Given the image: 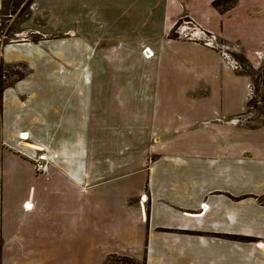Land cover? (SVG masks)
<instances>
[{
    "label": "crops",
    "instance_id": "obj_1",
    "mask_svg": "<svg viewBox=\"0 0 264 264\" xmlns=\"http://www.w3.org/2000/svg\"><path fill=\"white\" fill-rule=\"evenodd\" d=\"M215 1L33 0L0 42L28 71L2 93L0 264H264V126L241 120L251 78L215 45L171 37L188 19L259 69L264 0ZM60 41L98 50L82 88L60 87Z\"/></svg>",
    "mask_w": 264,
    "mask_h": 264
},
{
    "label": "rangeland",
    "instance_id": "obj_2",
    "mask_svg": "<svg viewBox=\"0 0 264 264\" xmlns=\"http://www.w3.org/2000/svg\"><path fill=\"white\" fill-rule=\"evenodd\" d=\"M230 4V3H228ZM30 14V6L27 4V0H4V7L0 14V42L5 44L11 41V39H15V33L20 30V26L22 22L27 19ZM43 19L39 18V23H42ZM190 20L183 19L181 23L175 28L173 35L179 36L178 30L184 24H190V26L194 27L193 24L188 23ZM208 35V34H207ZM210 36V35H208ZM208 36L202 35V41H199L202 44L204 41H207ZM42 38L39 35V39ZM55 40H61L64 38L62 35H56L52 37ZM32 41H36L37 37L29 38ZM178 39H187L186 37L179 36ZM215 48L220 51H228L234 52L232 49L226 44L221 43L219 40L214 41ZM50 51V50H48ZM53 53L55 57L59 59L60 65V87L61 88H82L81 82L78 74L84 73V66L82 65L83 57L85 55H98V50H87L84 49H69L65 42L60 41L57 46L53 49ZM97 52V53H96ZM144 55V50H143ZM145 56V55H144ZM68 57H72L75 60L74 64H67ZM242 69V67H241ZM238 71H243V70ZM28 71L24 66H11L0 68V88L1 85L4 87H10L14 83H16L22 75H25ZM72 75L74 76V80H71ZM79 76V77H78ZM24 77V76H23ZM253 85L251 87L254 90V101L257 106L256 109H252L251 113H248L246 116L241 118L243 123H246L251 126H264V71L254 75ZM237 121V120H235ZM140 202L141 199H140ZM61 261L59 264H67V257H60ZM134 260L131 257L124 256H111L107 260L106 264H133ZM69 264V263H68Z\"/></svg>",
    "mask_w": 264,
    "mask_h": 264
},
{
    "label": "built area",
    "instance_id": "obj_3",
    "mask_svg": "<svg viewBox=\"0 0 264 264\" xmlns=\"http://www.w3.org/2000/svg\"><path fill=\"white\" fill-rule=\"evenodd\" d=\"M190 23V22H188ZM194 26V25H193ZM179 36H184L189 40H199L202 41V35H206L204 32H202L201 30H199L196 26L192 27L190 26V24H184L182 25L179 30H178ZM198 41V42H199ZM214 41L215 38L212 37L211 35L208 36L207 41H204L203 44L208 45V46H214ZM147 51L149 52V54H147ZM223 59H224V63L225 65L235 71H238L241 69V64L238 60H236L231 53H229L228 51H223ZM144 55L146 58H150L152 57L154 54L152 51H150L148 48H146L144 50ZM249 100L252 99L254 97V90L253 88L249 87V94H248ZM25 133H21L19 135L20 141H26L28 138H24ZM28 135V134H27ZM38 151V154L36 156H34L31 160L33 161V165L35 168V171L39 174V173H44L47 172L49 169V157L47 156V154L45 152L42 151ZM41 152V153H39ZM143 200V197L141 198V201ZM24 208L26 210H29V208L27 207V202L24 204Z\"/></svg>",
    "mask_w": 264,
    "mask_h": 264
},
{
    "label": "trees",
    "instance_id": "obj_4",
    "mask_svg": "<svg viewBox=\"0 0 264 264\" xmlns=\"http://www.w3.org/2000/svg\"><path fill=\"white\" fill-rule=\"evenodd\" d=\"M32 2H33V0H27V4H28L29 6H31ZM228 3H230V4H228ZM235 3H236V0H216L213 4H214V6H215L216 8H220L222 5H223L224 7H230V6L234 5ZM180 23H181V21H179V22L175 25V27L173 28V30H172V32H171V37H172V38H175V39H178V38H179V36H177V35H173V32L175 31V28H176ZM208 35H209V34H208ZM8 43H9V42H8ZM8 43H5V44H8ZM229 53H231V55H232L236 60H238V61L240 62L241 67H242L241 70H243V71H241V72H243L244 74L248 75V76L251 78V85L254 87V85H253V82H254V81H253V80H254V75H255V74L258 75V73L264 71V64H263L259 69H254V68L250 65V63L248 62L247 58H246L244 55H242V54H240V53H236V52H229ZM4 67H10V66H6V65L4 64L3 59H2V57H1V55H0V68L2 69V68H4ZM23 76H24V75H22L21 78H19V79H22ZM5 88H7V87H4V85H3V86L1 85V88H0V109L2 108V93H3V90H4ZM254 90H255V89H254ZM254 93H255V92H254ZM256 108H257V106H256V104H255L254 97H253L252 99L249 100V110H248V112L251 113V110H252V109H256Z\"/></svg>",
    "mask_w": 264,
    "mask_h": 264
},
{
    "label": "bare ground",
    "instance_id": "obj_5",
    "mask_svg": "<svg viewBox=\"0 0 264 264\" xmlns=\"http://www.w3.org/2000/svg\"><path fill=\"white\" fill-rule=\"evenodd\" d=\"M147 54H149L148 51H147ZM24 138H28L27 134L24 135ZM34 148L39 150V148H37V147H34ZM142 201H143V202L146 201V200L144 199V197H143V200H142ZM27 207L29 208V210H31V209L33 208V205L30 204V202H27Z\"/></svg>",
    "mask_w": 264,
    "mask_h": 264
}]
</instances>
